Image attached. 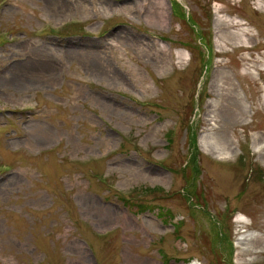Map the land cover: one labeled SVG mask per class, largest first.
Masks as SVG:
<instances>
[{"label": "rangeland", "instance_id": "1", "mask_svg": "<svg viewBox=\"0 0 264 264\" xmlns=\"http://www.w3.org/2000/svg\"><path fill=\"white\" fill-rule=\"evenodd\" d=\"M0 264H264V0H0Z\"/></svg>", "mask_w": 264, "mask_h": 264}, {"label": "bare ground", "instance_id": "2", "mask_svg": "<svg viewBox=\"0 0 264 264\" xmlns=\"http://www.w3.org/2000/svg\"><path fill=\"white\" fill-rule=\"evenodd\" d=\"M215 148H216L219 156L224 155L225 153L229 152L226 145H222V146L215 145ZM249 250L250 249H246V251H249Z\"/></svg>", "mask_w": 264, "mask_h": 264}]
</instances>
